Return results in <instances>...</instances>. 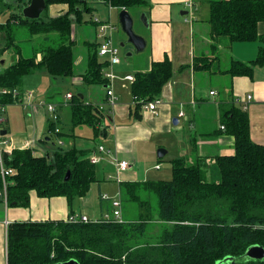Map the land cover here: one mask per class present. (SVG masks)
<instances>
[{
  "label": "trees",
  "instance_id": "1",
  "mask_svg": "<svg viewBox=\"0 0 264 264\" xmlns=\"http://www.w3.org/2000/svg\"><path fill=\"white\" fill-rule=\"evenodd\" d=\"M17 2L19 13L11 14L5 24L0 23V59L13 47L19 56L15 64L0 72V104L4 107L16 102L12 92L38 69H46L54 79L75 77L76 40L72 27L84 23V13H93L96 5L130 11L148 4V0H46L47 7L67 5V13L52 19L29 20L22 9L31 0ZM209 5L210 53L195 55L193 66L195 71L216 74L221 67L217 63L218 71H214L212 66L221 59V47L229 49L237 41L264 42L258 35V26L264 22V0H211ZM14 19L17 26L12 25ZM20 33H25L26 40L41 37L40 47H33L32 55L22 53ZM99 46L98 42L87 43L88 68L83 75L86 86L108 82L102 72L109 62L99 57ZM262 65L264 48L255 61L231 59L222 72L232 78L251 77ZM173 76L169 58L154 62L149 72L135 75L133 98L155 100ZM3 90L10 93L4 94ZM83 98V94H73L69 101L71 125L91 127L99 135L100 115L96 111H100L86 105ZM221 117L222 127L235 138V154L218 156L215 165L207 168L203 162L189 164L183 157L175 159L169 181L122 182L119 200L122 208L127 204L123 223L114 219L86 224L11 223L7 231L8 264H57L71 259L80 264H217L227 257L241 258L251 246L264 247V146L252 141L246 110L233 105ZM55 129L50 123L48 137L56 135ZM64 135L61 130L57 134ZM37 150L17 149L5 154L7 167L14 171L8 178L9 207H30L32 191L42 198L66 197L71 205L87 195L97 174L89 151L61 145L52 155L38 154Z\"/></svg>",
  "mask_w": 264,
  "mask_h": 264
},
{
  "label": "crops",
  "instance_id": "2",
  "mask_svg": "<svg viewBox=\"0 0 264 264\" xmlns=\"http://www.w3.org/2000/svg\"><path fill=\"white\" fill-rule=\"evenodd\" d=\"M17 1L5 0L4 4L0 3V23L5 24L7 20L12 18V16L10 17L12 13L10 12L9 15L7 13L12 11L13 8L17 7V13H19L20 4ZM210 1L148 0L145 7L135 8L137 9V16H141L139 22L144 33L135 32L146 39L147 46L143 52L136 53L134 47L129 44L127 57L133 58L134 54H137V56L143 54L144 56L139 57L137 64L133 62L123 64L121 59L119 64L110 67L108 63L103 69L113 70V73L116 74L117 72L124 77H135L137 73L149 72L154 62H162L169 58L173 65L174 76L164 86L160 96L156 98L161 101V104L158 105L157 114L148 112L142 106L137 105L138 102H135L136 99L133 98L132 93V85L135 82L126 80V77L125 81H115V79L110 81L107 79L106 85L86 86L83 81V75L88 68L89 48L87 43H100L98 38L100 22L110 23L114 28L113 30H115L116 26L111 22V18L113 21L115 15L112 12L116 11L118 24L120 25L119 13L122 10L113 9L106 5L109 20H102L96 16L97 9L95 7L93 13H88L89 18L84 17L83 24H75L72 27L76 43L78 38L82 40L85 37V39L82 41L81 47L75 49L76 75L71 78V84L83 90L81 94L84 95L83 100L86 105L99 109L100 112L96 111L100 115L99 135H96L91 127L79 126L81 129H78L79 127L74 128L71 125V105L65 97L68 93H74L69 88L64 94L51 91V82L54 78L48 74L46 69H38L25 77H37L40 74L44 80L48 81L49 87L41 91L40 97L36 96L34 86H30L29 91L22 90L21 87L18 89L16 102L10 104L15 106L29 102V109L34 121L32 127L29 125L24 130L12 134L11 124L16 119L7 116L6 110H4L2 131H7V135L4 137L10 142L7 154L17 149L36 148L38 149L37 152L39 151L38 154L48 153L52 155L55 151L54 148L45 145L42 147L37 142L44 140L49 142L53 139L55 147L56 145H61L63 148L75 146L89 151V157L97 153L102 161L95 164L97 167L96 181L92 184L90 191L84 197L76 199L72 205L69 204L66 197L42 198L35 191H32L30 193V207H9L6 206L5 201L0 196V264H8V227L5 225L7 221L10 224L14 222L66 221L73 213L84 214L90 219L97 220L110 215L114 210L112 206L114 200L111 198L113 193H111L108 185L105 187L103 184L104 177L106 179L105 184H108V179H112V177H106L109 168L115 169V174L117 173L113 162L116 158L119 161H127L131 165L128 171L120 174V180H115L116 195H120V184L122 182H148L145 178L146 174L142 176L143 180L140 181L139 171L134 170L135 164L133 161L135 159H138L135 161H148L150 163L158 161L155 169L161 171L162 162L169 158L168 162L171 164L169 165V172L173 175L172 161L180 157L187 159L189 164L203 162V165L207 168L210 164L215 165L216 157L235 154V138L226 133L221 125V115L233 105L247 111L252 141L264 146V65L257 66L251 77L238 76L232 78L222 72L228 68L231 59L244 63L255 61L259 56L260 49L264 48V42L261 39L237 41L231 44L229 49L221 47L220 49L223 50L221 51V59L215 61L212 66V70L218 71L215 65L219 63L221 69L219 68L216 74L194 70L193 59L195 55L210 53V27L207 23L210 16ZM27 2L29 0H23L22 4ZM50 8L51 11L49 12ZM67 11V5H51L46 8L41 18H56L64 15ZM129 12L131 13V11ZM143 15L147 19L148 26L145 25L144 21L142 22ZM3 16H5V19H3ZM95 17L100 22H96ZM132 17L135 26V17L133 15ZM12 25L17 26L18 22L14 19ZM84 25L94 29H84ZM89 31L93 33L94 39L92 40L87 39L86 33ZM91 33L89 34L90 38ZM258 35L264 38V22L258 26ZM114 39V45L117 47ZM122 39L125 40V37H122ZM126 44L121 43L120 46L124 47ZM32 49L33 47L29 46L26 49L28 50L27 54L25 50H22V53L28 55ZM15 50L17 51L16 48ZM15 53L16 55H11L6 52L3 55L0 59V72L7 68L5 66L7 63L4 60L5 56H12L13 62L9 66L16 63L19 56L17 52ZM99 57L105 62H109L108 57H102L100 54ZM37 59H41L39 54ZM111 87L115 92L113 107L110 106L107 95V90ZM211 92H214V94L211 95ZM249 96L251 97L250 100H248ZM49 104L56 106L58 114L56 123L52 121V115L48 111V107L42 108V106ZM101 105L104 107L103 110L99 108ZM182 112L185 113L184 116H180ZM50 123H53L65 135L57 136L56 134L52 138L48 137ZM83 127L91 128L92 132L88 130L83 132ZM97 138H100L102 142L96 144ZM60 141L62 144L59 143ZM84 142H90L87 145L90 146L89 149L84 148ZM100 146H104L108 153H99ZM161 149L163 154L162 157H159L158 153ZM104 196H108L109 199H104ZM121 210L123 215V208Z\"/></svg>",
  "mask_w": 264,
  "mask_h": 264
},
{
  "label": "rangeland",
  "instance_id": "3",
  "mask_svg": "<svg viewBox=\"0 0 264 264\" xmlns=\"http://www.w3.org/2000/svg\"><path fill=\"white\" fill-rule=\"evenodd\" d=\"M16 8L17 7L13 8V10L12 11H9L7 14L9 15L10 12L12 14H16L17 11H18ZM96 9H97L96 14H95L96 16H98L102 20H107V19L109 20V16H108L109 15L108 14L109 12H108V9L106 8L105 5H96ZM50 11H51V8L49 9V12ZM130 11H131V14L135 17V26H134L135 27V31L137 33H144V30L141 29L140 22H139L141 16L138 17L137 14H136L137 9H135L133 11L130 10ZM112 13H113V15H115V17H114V20L113 21H112V18H111V22L115 24L116 28H115V30L112 31L113 33H111V34L113 36V39L115 38L114 39L115 40V44L119 48L120 56H121L120 59H122L123 64H128V63H132V62L135 63V64H137L138 61H139V57L142 58L144 55L141 54V55H138L137 56V54H134L133 55L134 57L132 56L133 58L127 57V55L129 54L128 53L129 51L127 49L128 46H129V44H126V46H124V47H121L120 46L121 43H126L127 36L121 30V27L118 24L117 12L115 11V12H112ZM10 16H11V14H10ZM83 17L89 18L88 13H84V16ZM3 19H5V16H3ZM142 22H143V20H142ZM85 28H88L90 30L91 29H94L93 27H90V26L89 27H86L85 26L84 29ZM109 32H111V30H109ZM90 33H91L90 31L88 33H86V36H87V39L92 40V39H94L93 33H91V38H90V35H89ZM20 36L23 38L22 40L19 41L20 49L25 50L26 54H27V51H28L26 49L29 46L36 47V48H38V46H40L39 44H40V41H41L40 40L41 37L34 38L33 40H26V39H24L25 38V33H20ZM122 37H125V40H123ZM75 39H76V37H75ZM84 39H85V37H83L82 40H80L79 38L77 39V43H76V46H75V49L76 50L81 47L80 45H81L82 41H84ZM8 52L11 55L12 54L16 55V53H15L16 50L15 49H12L11 51H8ZM34 52H36V50ZM29 54H32V51L29 52ZM11 55L4 57V60L7 61L6 65H5L7 67L13 62L12 61V58H11L12 57ZM115 72H116V70H115ZM125 77L119 75L116 72V74H115V81H123V80L125 81ZM30 86H34V90H36V94H37L36 96H39L40 97L41 94H42L41 91L42 90H45V88L47 89V87H49V84H48V81L44 80L43 77L40 76V74H38L37 77L36 76H31V77L25 78L24 84L22 86V90L29 91ZM51 86H52L51 87V91L58 92V93H61V94H64L67 91V88H69L71 90V92L74 93V94H81V93H83V90L80 87L71 84V78H67V79H65V78L53 79L52 82H51ZM25 97H27V96H25ZM44 98H45V96H44ZM28 103L25 102L23 105H15V106H13V105H7L6 106L5 110H6L7 116L9 115V117L12 116V117H14L16 119L15 121L13 120V122L11 124V132H12V134H14L17 131L24 130L29 125H30V127L33 126V122L34 121L32 119V116H31L32 114H31V110L29 109L30 106L28 105ZM43 103H44V101H43ZM46 107H47V105L46 106H42V108H46ZM81 127H79L78 129H81ZM85 130H88V131H91L92 132L91 128L83 127L82 128V131L85 132ZM8 137H9V135H8ZM100 142H102L100 140V138H97L96 144H99ZM54 143H55V141L53 139L51 141H49V142H47L46 140L37 142V144L38 145H41L42 147L45 145V146H49V147H52L55 150H57V145L55 147L54 146L55 145ZM89 143L84 142L83 143L84 148L89 149L90 146H87ZM67 148L68 147H66L65 149H67ZM135 160H138V159H135ZM135 160L133 161V163L135 164L134 170L135 171H139V179H140V181L143 180V177L142 176L144 174H146L145 175V178H147L146 181H154V182H157V181H169V180H172L171 172H169V169H170V166L169 165H171L170 162H168L170 160L169 158L165 159L164 162H162L163 163V167H162V170L161 171H158V170L155 169L156 168L155 167L156 166V163H158V161H155V162L150 163L148 161L141 162V161H135ZM136 162H138V163H136ZM171 167H173V166H171ZM116 174H115V169L109 168L108 171H107V173H106V175H107L106 177L107 178L108 177H112V179H108L109 180V181H107L108 184H105L106 179L104 177V180L105 181H104V184H103L105 187L108 185L111 193H113V195H111V196H113V197H111V198H113V200H119L120 199L119 195H116L117 187H116L115 180H118L117 179L118 178V175H116ZM115 176H116V179H115ZM113 189H115V190H113ZM114 191H115V193H114ZM124 207H125V209L123 208V213H126V208H127V204L126 203L124 204ZM123 215H122V210H121V217L122 218H123ZM133 216H134V214H133ZM92 220L95 221L96 219H92ZM157 230L158 229L155 228V231L156 232H157ZM240 261L242 263V262H246L248 260L247 259L240 258Z\"/></svg>",
  "mask_w": 264,
  "mask_h": 264
},
{
  "label": "built area",
  "instance_id": "4",
  "mask_svg": "<svg viewBox=\"0 0 264 264\" xmlns=\"http://www.w3.org/2000/svg\"><path fill=\"white\" fill-rule=\"evenodd\" d=\"M190 5V4H189ZM94 20L96 22H100V20L95 17ZM113 26L110 23H102L100 22V29H99V33H98V38L100 40V46H99V54L102 57H108L109 60V64L110 67H113L117 64L120 63L121 59H120V55H119V49L114 45L113 42V38H112V31H113ZM109 30H111V32H109ZM103 76L110 80L113 81L115 79V74L113 73V70L108 71V70H103ZM126 80L130 81V82H135V77L133 76H128L126 77ZM4 94L10 93V91L8 90H3L2 91ZM13 96L16 98L18 96V90H14L13 92ZM214 92H211V95H213ZM107 95L109 97V103L110 106H114V102H115V92L114 90L111 88H109L107 90ZM73 97V94L68 93L65 97L66 101L69 102L71 101ZM251 97H248V100H250ZM135 102H140L142 103V107L148 111L151 112L153 114H157L158 111V105L161 104V101L159 99H155L149 102H144V101H139L138 99L135 100ZM48 107V111L51 113L52 115V121L54 123H56L58 121V114H57V109L55 105L49 104L47 105ZM100 110H103V106L101 105ZM4 106L2 104H0V175L2 177V181H3V189L0 192V196L3 198V200L5 201L6 206L8 205V196H7V188H8V178L14 175V171L11 168H8L6 165V160H5V154H7V148L9 146V141L1 135V131H2V122H3V113H4ZM185 113H181L180 116H184ZM222 129H224V127H222ZM60 132L59 128L55 129V133L58 134ZM60 144H62V142H59ZM99 153H108L104 146H100L98 149ZM102 161V158L97 155V153H94V155L92 157H90V162L92 164H99ZM114 164L116 167V172L118 175V180H120V174L123 172L128 171L131 168V165L129 162L127 161H119L117 158L114 159ZM159 168V167H158ZM104 199L108 200V196H104ZM112 206L114 208L113 212L110 215H107L106 217H104L103 219H114L115 221H118L120 223H123V218L121 217V202L120 200H114L112 202ZM100 219L95 220V222L99 221ZM93 220L90 219L87 215L84 214H71L68 219L66 220V222L68 223H90ZM6 227H8L10 225V223L7 221L5 222Z\"/></svg>",
  "mask_w": 264,
  "mask_h": 264
},
{
  "label": "water",
  "instance_id": "5",
  "mask_svg": "<svg viewBox=\"0 0 264 264\" xmlns=\"http://www.w3.org/2000/svg\"><path fill=\"white\" fill-rule=\"evenodd\" d=\"M46 8H47L46 0H31L30 4L25 6L22 9V14L26 19L39 20L43 12L46 10ZM142 20L144 21L145 25L148 26V23L146 21L147 19L144 15L142 16ZM119 23H120L122 31L127 36L126 43L131 44L134 47L136 53L143 52L147 46V41L143 36L138 35L135 32L134 18L132 17L131 13L128 10H122L119 13ZM1 135L6 136L7 131L5 130L1 131ZM162 154H163V151L161 149L159 150V153H158L159 157H162ZM69 178H70V172L67 173L66 180H69ZM241 258L247 259L248 261L262 262L264 261V247L260 245L251 246L246 251V254L242 256ZM238 263H241L240 258L235 259L233 257H227L219 261L217 264H238ZM57 264H80V263L76 261L75 259H71L69 261L57 263Z\"/></svg>",
  "mask_w": 264,
  "mask_h": 264
}]
</instances>
